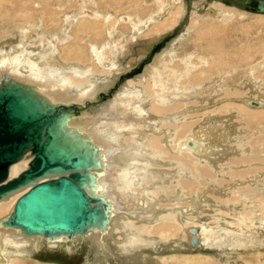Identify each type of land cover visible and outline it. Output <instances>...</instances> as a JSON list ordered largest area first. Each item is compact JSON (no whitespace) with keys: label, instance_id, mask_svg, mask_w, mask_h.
<instances>
[{"label":"rangeland","instance_id":"374dc122","mask_svg":"<svg viewBox=\"0 0 264 264\" xmlns=\"http://www.w3.org/2000/svg\"><path fill=\"white\" fill-rule=\"evenodd\" d=\"M114 1L28 0L26 16L10 11L11 2L1 1L0 45L7 47L1 50L0 46V59L1 51L18 47V39L28 36L30 41L24 49L39 57L36 66L40 74L76 78L73 87L96 92H89L88 99L75 106L78 112L73 118L96 116L100 119L97 129L102 132L113 119H124L132 100L140 105L143 111L139 121L134 113L138 122L134 129L139 131L113 136L117 148L127 142L140 146L139 150L132 149L137 154L125 169L132 173L131 188L144 193L140 199L143 207L135 206V216L121 211L120 221L127 223L129 238L137 237V241L128 244L125 235L112 230L103 246L78 238L72 246L67 242V247L50 250L42 242V248L33 255L6 253L4 264H264V94L251 97L262 102L258 109L243 104L242 94L254 86L245 76L255 81L264 79V15L248 11L252 0H161L158 5L145 0ZM82 8L93 11L90 20L103 18H98L105 26L101 38L79 29L80 20L87 17L82 15ZM48 11L66 12L52 19ZM107 13L111 17L107 18ZM158 13L162 14L159 19L151 18ZM124 17L134 22L135 29ZM110 23L117 33L108 28ZM115 34L123 44L115 48L113 68L107 71L99 63L103 71L95 74L93 48L103 49L117 39ZM74 50L80 51L82 59L75 58ZM154 73L162 77L163 92L157 86L158 78L153 79ZM234 74L242 76L241 86L227 85L226 78ZM190 122L206 126L208 138L217 145L212 163L193 162L177 148L169 151L182 125ZM213 127L217 128L218 140ZM153 138L161 140L162 149L151 146ZM115 163L118 173L125 160L118 154ZM205 168L207 175L200 171ZM142 172L146 177H140ZM152 173H158V179ZM184 183H190L191 192ZM185 207L193 210L192 216H181L178 211ZM158 225L172 229V235L156 234ZM191 227L200 235L196 236L197 248L184 237Z\"/></svg>","mask_w":264,"mask_h":264},{"label":"water","instance_id":"95a60500","mask_svg":"<svg viewBox=\"0 0 264 264\" xmlns=\"http://www.w3.org/2000/svg\"><path fill=\"white\" fill-rule=\"evenodd\" d=\"M250 5L249 12L264 14V0ZM77 112L73 105L50 104L35 87L1 79L0 202L30 187L0 221L3 227L47 242L109 228L110 203L87 189H95L102 175L98 147L68 127ZM23 158L26 169L8 179L10 167ZM46 177L56 178L40 181ZM189 232L196 246V230Z\"/></svg>","mask_w":264,"mask_h":264},{"label":"bare ground","instance_id":"6f19581e","mask_svg":"<svg viewBox=\"0 0 264 264\" xmlns=\"http://www.w3.org/2000/svg\"><path fill=\"white\" fill-rule=\"evenodd\" d=\"M1 1H8V2L12 3V8L10 9V11H14V12L18 13L19 15H20V13H23L22 15L25 14V16L28 13V10L26 9L27 8V4H28V0H0V2ZM47 1H49V0H47ZM118 1L119 0H117L116 2H118ZM145 1H146L145 3H149V2L152 3L153 2V3H156L157 5L159 4L158 2H161V0H145ZM25 2H27V4ZM109 6H110V4H109ZM45 7H44V10L46 11L47 7L46 8ZM69 8H71V7H69ZM63 12H66V11H62L60 13L59 12L48 11L46 13H47V16L49 18L53 19V17L56 16V18H57ZM208 13H210L212 17L216 16V12L209 11ZM80 14H78V15H80ZM107 14H109V13H107ZM256 14H258V13H256ZM82 15H85L87 17H85V18L80 20L79 29L81 31L83 30V31H85L87 33H92L96 39L101 38L102 37L101 34L103 32L102 29H105V28H102V27H105V26H104V22H100L98 20V18L99 19H103V18H100L101 16L100 17L96 16L97 17L96 21L95 20H90V19H92L91 17L94 16V13H93V11H91V12L87 11L86 8H82ZM261 15H264V14H261ZM159 16H162V14L158 13V15H154L153 17H151V16L150 17L155 19V20H157V19H159L158 18ZM173 16H174V14H173ZM106 17L108 18V17H111V16L109 14ZM110 20L112 21V19H110ZM123 20L125 22H129L130 27L132 26V28H134V22H130L129 18L124 17ZM49 22H51V21L49 20ZM68 24H69V22H68ZM169 24H170V22H169ZM171 26H172V24H171ZM135 27H136V25H135ZM108 28L110 30L112 29L114 33H117L116 30H115V26L112 23H110V25H108ZM137 28H141V26H137ZM104 31H106V30H104ZM216 32H218V31H216ZM59 34H61V33H59ZM133 34H135V32H133ZM24 35L26 36V33H24ZM27 37L28 36L23 37L22 39H18V42H20L18 47H15L12 50H9L7 52L5 51V53H3V51H1L3 57L0 59V81H1V79L4 76H6L8 79L15 80L18 83H22L24 85H30L32 87H35L37 93L39 95L45 97L48 100V102L50 104H52V105H54V104H63V105H68V106L69 105H73V106L81 105V104H83L85 102L86 99H88L89 92H91L93 95L96 93L95 91H90V90L88 91V89L82 90V89H78L77 87H73L72 84L76 83V81H77L76 78H69V79H66L65 77H57V78L49 77L48 78L47 76H44V74L42 72L40 74V72H38L37 66H36V61L38 60L39 57L36 55V53L28 52L27 49H26V51L24 49V47L26 46L25 44H27L28 41H30V38H27ZM115 37L117 38V34H115ZM117 39L114 40V41L108 42L107 45L103 49L93 48L95 45L92 46V48L94 49L93 50L94 56L96 57V60H97L94 63H92L93 64L92 65V71L95 74H97V71H99V72L103 71V70L98 68V64L99 63H100L101 68H104L107 71H109V69L113 68L112 61H113V55H114L113 53H115V48H117L118 46H122V44H123V42H121L119 39L118 40ZM53 41H54V39H53ZM0 46L2 47L1 50H3V47L4 48L7 47V45L5 43H3V45H0ZM40 50L43 51L44 47L41 46ZM68 51H69V48H68ZM74 51H75V53H74L75 58L79 59V60L82 59V57H80L81 54H78V53H80V51L79 52H76V50H74ZM69 53H70V51H69ZM91 53H92V51H91ZM68 56L69 55H66L65 57L63 56L65 61H68V58H69ZM69 61H71V59ZM130 65H128L127 68H129ZM125 67H126V65H125ZM103 73L107 74L108 72H103ZM109 73H113V72H109ZM154 74H155L156 77L153 78V79L156 80L158 78L160 84H158L157 86H159V90L163 92V88L165 87V85H163L164 83H162L163 82V80H161L162 77L159 78V76L156 75V73H154ZM263 75H264V73H263ZM245 77L248 80V82H252V84H254V86L253 87L248 86V87L251 88V89H249L250 91L242 93L243 95H245V97L243 99L244 100L243 104L248 105V107H250V109H254L252 107H256L255 109L263 107V106H260V105H262V102L259 101V97H256V98H251V97H253L254 93L257 94L258 92H261L262 96H263V94H264V92H263V90H264V79L255 81L249 76H245ZM241 78H242V76L234 74V77L226 78L227 85L228 84L229 85L236 84V85H240L241 86L242 85L241 84V81H242ZM217 80H219V79H217ZM73 81H75V82H73ZM109 83H110V81L108 82V84ZM220 83L222 84V82H220ZM259 83L261 85V89H263L262 91H261V89H259V86H260ZM87 87H89V86H87ZM244 87L247 88L246 86H244ZM191 88H193V87H191ZM212 89L213 88H211V89L209 88V91H213ZM72 90H73V92H71ZM125 92L128 93L127 91H125ZM203 93H205V92H203ZM154 96H155V94H154ZM202 99H203V97H202ZM204 99L206 101V98H204ZM262 99L264 100V97ZM131 107L132 108H130V109H126V110H128V113H127L126 116L124 115L125 116L124 119H120V118L113 119L110 127H108L107 130L105 128L106 131L103 130L105 132H102V131H100V129L99 130L97 129L98 128L97 126L99 125L98 123L100 122V119L98 120L96 118V116H93V115L90 116V115H86V114H81V115L79 114L80 116L76 120L75 118H73V114H72L71 115V119H70V121L68 123V127L69 128L74 129L75 132L80 133L83 137H87L90 142L94 143V145H96L98 147L99 156H100V159L102 161V168H101L102 175L100 177L96 178L95 189L94 188L93 189L87 188V189H88L89 193H91V194H93V195H95L97 197H104L110 203V205H111L110 211L111 212H110V216H109V228L106 229L105 231L102 230V231H99V232H87L84 237H74L71 241H67L64 237H61V238H57L53 242H47V241H45V239L43 237H40V236H38V237H29V236L21 235L19 233V231H16V230L10 229V228H5L0 223V264H4L5 263V259L4 258L6 257V253H9V252L10 253H16L18 255H21V254H24V255L25 254H27V255L28 254H30V255L36 254V251H38V250H40L42 248L41 247L42 242L45 243V246H48V248L50 250H52L53 248H56V249L59 250V248H61L62 245H65L67 247L68 243H70V245L72 246L74 244L75 239H78V238L83 239V240L84 239L85 240L86 239H90V240H93L97 244V246H103L104 239L106 237H109V235H110L112 230H117L116 232H119V233L125 235V240H126V242L128 241V244H132L134 241H137V237L129 238V236L131 237V235L128 234L129 233L128 232L129 229H128L127 223H122L120 221H123L122 220L123 216H122L121 211H124V213L126 212L130 216H135V212H133L134 211L133 209H135V206L139 207V205H140V206L143 207V204L141 203L140 199H141V197H144V195H143L144 193L143 192L135 193V191L131 188V180H132L131 175H132V173H127L128 171L125 169V168H127L128 166L131 165L130 162L133 159L132 156L137 154V151H133L132 149L135 148L136 150H139L140 146L134 145L131 142H130V144H128L129 142H127L125 146L122 145V146H119L117 148L114 145L115 141L113 139V136L119 134L122 131H124L126 133H131L132 130L136 131V132L139 131L137 129H134L135 128L134 127V123L136 122V121H134V117H135L134 113L136 114L135 120L139 121L141 119L139 117V114L143 110H142V108H140V105H138L133 100H132V106ZM252 111H254V110H252ZM257 112H260V111H257ZM119 113H122V112L120 111ZM120 116L121 115H119V117ZM105 119H107V118H105ZM136 123H138V122H136ZM196 123L192 124L190 122V123L182 125L181 132L178 133L176 138L174 137L175 138V144L172 147V149L169 148V151L174 152L175 150L174 151H172V150L174 148H177L178 151H180V153L187 155L190 160H193V162L194 161H202V160L205 161L206 160V162L208 161V162L212 163L211 161H213V157H214L213 155H214V153L218 152L219 149H218L217 145H213L214 141H212V140H210L208 138V136L206 134L207 127L203 126V125L196 126ZM153 125L155 126V123ZM193 125H195L197 128L195 127L196 128L195 129ZM106 126H108V125H106ZM154 126H153V128H154ZM151 128H152V126H151ZM102 129H104V128H102ZM150 131H153V130L151 129ZM213 131H214L215 134H217L216 138L218 140L219 134L217 132V128H214ZM220 132L223 134V136L225 135L224 133H226L225 131H220ZM170 139L171 138H169V140ZM160 141L161 140H159L158 138L157 139L153 138L152 141H151V146L153 148H155V149H158V148H159V150L162 149L161 146H160ZM178 151L176 150V152H178ZM150 153H151V151H150ZM118 154H119L120 157H122L125 160V163L120 168V170H117V172L118 171L119 172L115 173L116 169H117L116 168L117 165L115 163V157ZM215 160H216V158H215ZM27 163H28V160L23 158L20 162L12 165L10 167V169H9V177H8V179H11L12 177L17 176L21 171L25 170L26 167H27ZM200 171L203 174L204 173L206 174L208 172L206 168L205 169H201ZM114 173H115V176L113 175ZM152 174L154 175V177L156 179H158V176H157L158 173H152ZM144 176L146 177V173H144V172L140 173V177L141 178H143ZM51 178L55 179L56 177H46V178H44V179H42L40 181H46V180H49ZM184 184H185L186 189L188 190V192H191L192 190L190 189V183H184ZM29 188L30 187H24L23 189H20L19 191H17L16 193L11 195L10 197L5 199L4 201L0 202V221L10 214V212L12 211V207H13L15 201L17 200V198L20 197L23 193H25ZM192 188L194 189V185L192 186ZM112 193L115 194V197L114 196L111 197ZM147 194H148V196H147L146 199H148V197H150V194L149 193H147ZM143 200H145V198ZM187 201H188V203H191L190 200H187ZM198 201H200V200H198ZM151 202H152V200H151ZM123 205H125L126 207L123 206ZM148 205L152 206L150 204V202L148 203ZM121 206H123V207H121ZM185 208L186 209H179L178 212H182V214L180 213L181 216L183 214L192 216L193 215V210L189 211V207H185ZM137 209L141 210V208H137ZM193 209H195V208H193ZM149 217H150V215H149ZM153 217H155V216H153ZM127 219H128V217H127ZM152 221H153V219H152ZM155 228L156 229L154 231H155L156 234H161L163 236H167V233H168L169 235L170 234L172 235V229H170V228H166V229L164 228L163 229L162 225L161 226L158 225ZM190 229H195L196 230V232L194 234V237L197 236V238H198V236H200V235H196L197 231H198V229L196 227L187 228L185 236H184L186 240L190 241L192 236H193L189 232ZM177 230H178V227H177ZM139 236L140 235L138 233V237ZM107 242L108 241H106V243ZM189 244L191 246L190 242H189ZM107 247H109V246H107ZM191 247L192 248H197L198 247V240H197V245L196 246H191ZM69 248H71V247L69 246ZM121 248H122V246H121ZM87 261L90 263L91 260L88 259Z\"/></svg>","mask_w":264,"mask_h":264},{"label":"crops","instance_id":"0c3cea01","mask_svg":"<svg viewBox=\"0 0 264 264\" xmlns=\"http://www.w3.org/2000/svg\"><path fill=\"white\" fill-rule=\"evenodd\" d=\"M129 4H131V6L133 7V5H132V1H130ZM113 9H114V8H113Z\"/></svg>","mask_w":264,"mask_h":264},{"label":"flooded vegetation","instance_id":"af4514ba","mask_svg":"<svg viewBox=\"0 0 264 264\" xmlns=\"http://www.w3.org/2000/svg\"><path fill=\"white\" fill-rule=\"evenodd\" d=\"M253 1H255V0H253ZM258 1H262V0H258ZM246 2H249V0H248V1H246ZM246 2H245V3H246ZM245 3H244V4H245Z\"/></svg>","mask_w":264,"mask_h":264}]
</instances>
